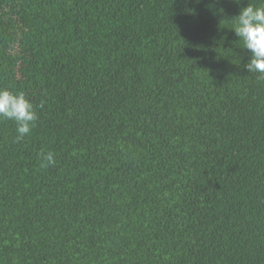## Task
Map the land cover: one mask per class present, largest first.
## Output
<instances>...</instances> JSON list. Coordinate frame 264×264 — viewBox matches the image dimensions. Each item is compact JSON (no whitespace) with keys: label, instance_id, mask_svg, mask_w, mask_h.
Wrapping results in <instances>:
<instances>
[{"label":"trees","instance_id":"1","mask_svg":"<svg viewBox=\"0 0 264 264\" xmlns=\"http://www.w3.org/2000/svg\"><path fill=\"white\" fill-rule=\"evenodd\" d=\"M249 5L0 0V89L38 115L0 119V264H264Z\"/></svg>","mask_w":264,"mask_h":264},{"label":"clouds","instance_id":"2","mask_svg":"<svg viewBox=\"0 0 264 264\" xmlns=\"http://www.w3.org/2000/svg\"><path fill=\"white\" fill-rule=\"evenodd\" d=\"M234 33L242 39L244 49L250 54L244 66L249 73H258L264 79V7L247 6L236 17ZM0 119L14 121L17 125L16 140L30 135L38 115L33 104L23 92L13 93L0 89ZM42 167L55 163L52 152L41 153Z\"/></svg>","mask_w":264,"mask_h":264}]
</instances>
